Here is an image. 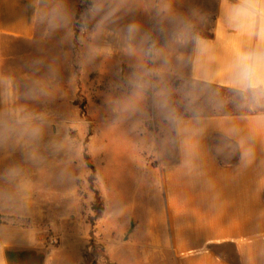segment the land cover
<instances>
[{
  "label": "crops",
  "instance_id": "1",
  "mask_svg": "<svg viewBox=\"0 0 264 264\" xmlns=\"http://www.w3.org/2000/svg\"><path fill=\"white\" fill-rule=\"evenodd\" d=\"M40 4L0 0V264H82L75 226L88 169L74 158L82 154L79 139L62 119L33 121L8 108L2 79L3 41L33 39ZM205 12L199 24L189 23L184 78L241 97L237 60L264 51V0H212ZM143 20L152 30L153 16ZM171 113L172 157L163 160L162 148L138 125L134 165L121 159V181L130 184L119 226L132 250L117 257L112 248L109 261L264 264V112ZM46 116L62 118L58 111ZM116 155L106 148L94 164L98 181L105 174L99 168L115 172ZM49 232L58 238L53 247L45 244Z\"/></svg>",
  "mask_w": 264,
  "mask_h": 264
},
{
  "label": "rangeland",
  "instance_id": "2",
  "mask_svg": "<svg viewBox=\"0 0 264 264\" xmlns=\"http://www.w3.org/2000/svg\"><path fill=\"white\" fill-rule=\"evenodd\" d=\"M128 2L129 8L124 0H41L34 38L2 43L8 108L32 114L33 121L62 119L82 148V154L74 155L77 165L80 161L86 165V155L97 164L106 148L118 154L114 176L109 168L98 167L105 174L98 181L95 170L96 182L90 189L87 170L79 188L81 214L75 232L80 234L82 264H114L107 257L112 248L117 257L124 248L132 250L122 244L125 229L119 226L125 216L121 199L130 184L121 181V159L134 165L138 125L162 148L165 160L173 156L168 112L264 110V103L246 104L237 94L184 78L193 28L189 23L199 24L212 0ZM144 4L151 9L144 11V18L153 16L152 30L143 20ZM131 24L138 31L129 38ZM146 37L162 49L161 57L148 55ZM50 111L60 112L62 118H46Z\"/></svg>",
  "mask_w": 264,
  "mask_h": 264
},
{
  "label": "clouds",
  "instance_id": "3",
  "mask_svg": "<svg viewBox=\"0 0 264 264\" xmlns=\"http://www.w3.org/2000/svg\"><path fill=\"white\" fill-rule=\"evenodd\" d=\"M137 31V25H129L127 28L129 38H132ZM146 40L149 45L148 55L153 58L161 57L162 49L158 48L150 37H146ZM235 84L244 103H264V51L243 53L238 57ZM161 107L166 108L167 104L163 103ZM196 115L198 117V114ZM166 118L170 121L175 120L171 112L166 114Z\"/></svg>",
  "mask_w": 264,
  "mask_h": 264
},
{
  "label": "trees",
  "instance_id": "4",
  "mask_svg": "<svg viewBox=\"0 0 264 264\" xmlns=\"http://www.w3.org/2000/svg\"><path fill=\"white\" fill-rule=\"evenodd\" d=\"M258 112H264V110H259ZM84 160H85L87 169L89 170V175L87 177V182L89 184L90 189H93V186H94V184L96 182L95 167L91 163V160H90L88 155H86L84 157ZM97 198H98V196H97ZM95 206H97V205H93L94 208L101 209V207H95Z\"/></svg>",
  "mask_w": 264,
  "mask_h": 264
},
{
  "label": "built area",
  "instance_id": "5",
  "mask_svg": "<svg viewBox=\"0 0 264 264\" xmlns=\"http://www.w3.org/2000/svg\"><path fill=\"white\" fill-rule=\"evenodd\" d=\"M46 246L53 247L58 244V238L52 232H49L45 238Z\"/></svg>",
  "mask_w": 264,
  "mask_h": 264
},
{
  "label": "water",
  "instance_id": "6",
  "mask_svg": "<svg viewBox=\"0 0 264 264\" xmlns=\"http://www.w3.org/2000/svg\"><path fill=\"white\" fill-rule=\"evenodd\" d=\"M132 229H133V224L131 223V224H130V229H129L128 233H130V232L132 231ZM125 238H126V237H125Z\"/></svg>",
  "mask_w": 264,
  "mask_h": 264
}]
</instances>
